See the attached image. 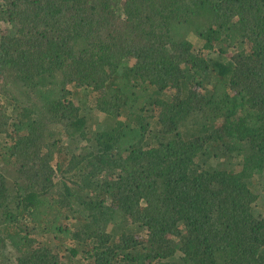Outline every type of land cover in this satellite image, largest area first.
I'll return each mask as SVG.
<instances>
[{
  "label": "trees",
  "instance_id": "trees-1",
  "mask_svg": "<svg viewBox=\"0 0 264 264\" xmlns=\"http://www.w3.org/2000/svg\"><path fill=\"white\" fill-rule=\"evenodd\" d=\"M260 201L264 0H0V264H264Z\"/></svg>",
  "mask_w": 264,
  "mask_h": 264
},
{
  "label": "rangeland",
  "instance_id": "rangeland-1",
  "mask_svg": "<svg viewBox=\"0 0 264 264\" xmlns=\"http://www.w3.org/2000/svg\"><path fill=\"white\" fill-rule=\"evenodd\" d=\"M188 40L189 42L192 44L193 48L195 51L201 50L202 46H203V42L201 41V39L196 36L194 33H190L188 35ZM218 54L216 52L212 53V56H217ZM80 90H76L75 91V96L78 94L80 96ZM80 108L83 112V114H85L86 118L88 119V125L93 127L94 126V122L97 121H102V117L99 116V114L97 115L96 110L94 109L92 111V109L90 108V106H92L91 103H89V105L85 104L83 101L80 100L79 102ZM94 123V124H93ZM96 126H98L99 124H95ZM104 125H99V128L103 127ZM258 208L262 211H264V202L260 201L258 202Z\"/></svg>",
  "mask_w": 264,
  "mask_h": 264
}]
</instances>
